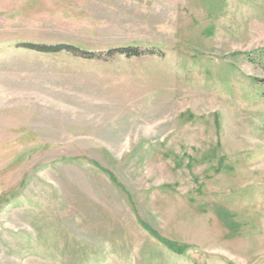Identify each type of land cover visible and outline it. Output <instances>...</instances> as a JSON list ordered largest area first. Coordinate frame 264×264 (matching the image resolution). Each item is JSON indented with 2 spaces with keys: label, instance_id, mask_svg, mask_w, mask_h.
I'll return each mask as SVG.
<instances>
[{
  "label": "rangeland",
  "instance_id": "rangeland-1",
  "mask_svg": "<svg viewBox=\"0 0 264 264\" xmlns=\"http://www.w3.org/2000/svg\"><path fill=\"white\" fill-rule=\"evenodd\" d=\"M0 264H264V0H0Z\"/></svg>",
  "mask_w": 264,
  "mask_h": 264
},
{
  "label": "trees",
  "instance_id": "trees-1",
  "mask_svg": "<svg viewBox=\"0 0 264 264\" xmlns=\"http://www.w3.org/2000/svg\"><path fill=\"white\" fill-rule=\"evenodd\" d=\"M25 46L28 48L40 50L43 52L60 51L63 49L75 50L74 52H76V48L73 46H69V45H66V46L65 45H58L55 47H47L46 45L39 46V45H35V44H26ZM134 49H135V47L133 49L132 48H126V49H122V51L128 52V54H134V55L139 54L138 50H136V49L134 50Z\"/></svg>",
  "mask_w": 264,
  "mask_h": 264
}]
</instances>
